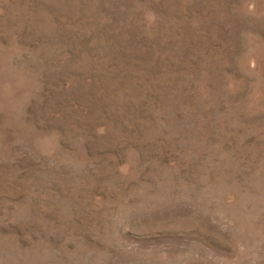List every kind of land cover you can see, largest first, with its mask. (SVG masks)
<instances>
[{
	"label": "rangeland",
	"instance_id": "374dc122",
	"mask_svg": "<svg viewBox=\"0 0 264 264\" xmlns=\"http://www.w3.org/2000/svg\"><path fill=\"white\" fill-rule=\"evenodd\" d=\"M0 264H264V0H0Z\"/></svg>",
	"mask_w": 264,
	"mask_h": 264
}]
</instances>
